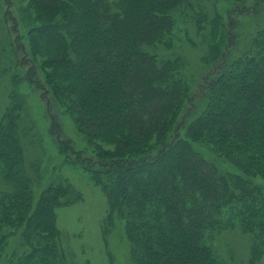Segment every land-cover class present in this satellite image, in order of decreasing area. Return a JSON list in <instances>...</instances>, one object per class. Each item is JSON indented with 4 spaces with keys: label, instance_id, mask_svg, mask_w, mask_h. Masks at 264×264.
I'll use <instances>...</instances> for the list:
<instances>
[{
    "label": "trees",
    "instance_id": "obj_1",
    "mask_svg": "<svg viewBox=\"0 0 264 264\" xmlns=\"http://www.w3.org/2000/svg\"><path fill=\"white\" fill-rule=\"evenodd\" d=\"M1 3L12 25L3 56L11 75L0 122V264H62L55 210L78 198L71 201L69 184H54L32 203L18 139L22 83L61 108L86 141L90 156L73 158L61 142L64 161L103 192L105 226L120 224L131 264H228L233 257L216 243L231 231L249 239L247 264H257L264 256V28L252 50L231 62L211 48L212 69L192 94L195 76L172 52L176 14L189 0Z\"/></svg>",
    "mask_w": 264,
    "mask_h": 264
},
{
    "label": "rangeland",
    "instance_id": "obj_2",
    "mask_svg": "<svg viewBox=\"0 0 264 264\" xmlns=\"http://www.w3.org/2000/svg\"><path fill=\"white\" fill-rule=\"evenodd\" d=\"M1 2L0 45L5 50L0 54V122L8 105L6 87H9L11 71L8 68L6 73L3 72V56L6 58L9 55L7 49L11 38L8 30L12 25L10 19L5 18L4 21L3 10L6 8ZM189 2L188 7L176 14L172 52L180 56L191 79L195 76L191 91L196 94L201 78L212 69V64H207L214 55L215 49L211 51V48L216 47L215 52L225 54L223 59L231 62L255 46L254 39L264 28V0ZM10 10L13 11L12 8ZM218 62H221L220 58ZM17 70L24 72L27 67ZM21 86L23 89L18 87L17 99L22 105L17 122L18 139L24 172L31 181L32 203L35 204L42 192L54 184H69L71 201L78 197L73 203L61 205L55 210L62 264H131L120 224L110 228L105 226L107 202L103 192L82 168L64 161L61 142L69 148L64 149L67 157L73 158L75 152L82 154L81 157L90 156L86 141L76 132L73 122L61 108L42 98L34 86L26 83ZM195 148L205 158H212L203 147ZM219 167L223 171H235L227 163H220ZM17 245L13 238L10 248ZM216 245L226 259L233 257L228 264H247L250 258V241L238 231L223 233ZM257 264H264V256Z\"/></svg>",
    "mask_w": 264,
    "mask_h": 264
}]
</instances>
